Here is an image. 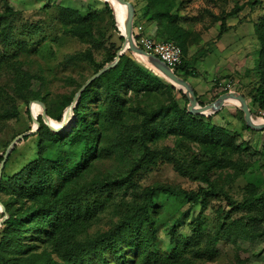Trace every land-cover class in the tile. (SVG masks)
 I'll return each mask as SVG.
<instances>
[{
  "label": "rangeland",
  "instance_id": "rangeland-1",
  "mask_svg": "<svg viewBox=\"0 0 264 264\" xmlns=\"http://www.w3.org/2000/svg\"><path fill=\"white\" fill-rule=\"evenodd\" d=\"M130 1L144 13L145 0ZM252 1L188 0L185 11L195 12L207 4L211 7L221 6L222 9H232L236 4H240L243 7L250 6L251 14L260 15L263 11L261 6L253 9ZM7 2L13 11L6 17L9 23L4 32L7 34L6 40L2 39L0 33V164L14 137L35 125L31 112L37 116L38 107L42 106L35 102V99L27 101L24 95L31 94L32 89L36 87L38 93L47 97V106H52L64 95L73 93L77 83L93 74L98 63L103 62L109 53L104 44L94 40L84 42L65 33L60 27L58 8L67 6L95 12L96 21L101 25L100 30L105 33H109L114 19L118 27V30L114 31V38L118 34L122 35L115 11L119 18L126 12V7L115 0H111L112 3L107 0H0V13L8 11ZM107 2L109 8L106 6ZM163 7L161 9L165 14ZM99 25L96 26L95 32L101 38ZM255 49L257 52L252 57L256 64L254 70L259 72L260 59L258 48ZM77 52H92L95 62L86 58L70 62L66 60L67 55ZM132 56L148 71L161 75L141 57L134 54ZM29 75L42 79L36 80L37 84L30 87ZM161 76L165 84L151 91L136 92L125 87L120 89L123 96L121 107L124 123H105L106 131L102 143L104 146L101 147L100 157L82 173L76 184L71 185H81L105 175H132L130 182L122 187L112 188L97 197H86L85 200L90 203L96 199L102 204L98 206L83 231V237L107 230L118 222L128 203H134L137 207L136 205L143 201L141 196L146 187L169 183L187 191L206 192H203L197 201L189 200L184 193L158 192L155 195L150 214L155 220L156 242L160 252L165 255L164 264H264V235L254 237L256 232L264 230V219L261 218L264 205L249 204L250 206L242 208L232 205L229 201H243L248 197L264 195V130L246 128L242 110L238 111L229 123L224 121L225 126L218 123L208 126L209 129L229 133L234 137L221 154L219 163L209 170L210 184L197 175L198 170L203 167L202 161L209 159L210 155L198 143L173 134L168 123L165 126L164 115H160L154 122L158 127L151 130L146 137V154L141 145L127 141L125 135V144H120V129L124 134L127 133L124 129L140 132L144 116L142 110L165 105L172 96L176 97L182 106H188L180 88L175 85L176 89L172 90L171 86L174 84ZM250 77L251 75L238 71L222 80L233 79L234 88L244 94L251 89ZM258 79L262 83L261 75ZM100 86L102 102L105 91L101 84ZM218 90H222L219 85ZM249 100L251 101V98ZM88 104L94 108L93 119L97 120L104 110L99 108L98 102ZM260 109L264 110L258 104L252 105L256 118L260 115ZM7 111L17 113L10 116ZM71 116L76 117L74 112ZM40 117L41 111L38 115V118ZM38 138L34 132L15 145L7 157L3 174H13L37 157ZM0 196L4 199L8 197L4 192H0ZM203 197L207 202L205 207L201 205ZM3 216L0 205V219ZM199 216L200 221L197 223ZM134 252L135 249L130 248L127 254L133 256ZM108 254L113 262L120 261L119 255L114 251H109ZM129 261H132V258H129Z\"/></svg>",
  "mask_w": 264,
  "mask_h": 264
},
{
  "label": "trees",
  "instance_id": "trees-1",
  "mask_svg": "<svg viewBox=\"0 0 264 264\" xmlns=\"http://www.w3.org/2000/svg\"><path fill=\"white\" fill-rule=\"evenodd\" d=\"M187 1L145 0L144 5V14L150 19L158 18L160 22L163 11L159 8L164 6L165 14L163 15L167 17V23L162 28L163 33L165 39L174 40L183 48V61L175 67V71L185 79H188V73L194 70L200 56L199 52L192 58H186L188 47L194 40L191 31L181 23L180 12ZM263 2L264 0H253L251 5L253 9L261 6L260 8L264 11ZM106 6L110 7L108 2ZM242 7L243 5L236 4L230 11L223 12L220 34L225 30L226 17L237 14ZM6 8L8 11L0 13V33L3 40H6L7 34L5 35L4 32L9 24L7 14L13 11L8 2ZM58 11L60 27L65 33L76 36L84 42L94 40L108 47L109 53L103 62L98 63L96 71L115 58L124 36L118 34L114 38V31L118 30L114 19H112L109 33H105L100 30L101 25L97 23L96 14L93 11H81L67 6H60ZM98 25L101 38L95 32ZM255 28L261 43L260 70L256 72L255 78L250 83L252 85L250 91L245 92L244 95L246 98H251L254 105L258 104L264 108V14L256 18ZM132 55L131 51L122 54L114 67L86 87L74 108L75 119L70 116L65 127L68 129L73 122L70 129L54 132L40 117L41 126L35 132L39 136L37 157L13 174H2L0 192H4L8 197L4 199L0 196V200L5 205L9 216L0 226V264H164L165 255L160 252L156 242L155 220L150 214L155 195L158 192L184 193L189 200L197 201L206 190L187 191L169 183H157L146 187L141 196L143 201L136 205L137 207L134 203H132L134 206L128 203L118 222L107 230L83 237V231L86 230L98 206L102 204L96 199L90 203L85 200L86 197L88 195L97 197L112 188L122 187L130 182L132 175L131 173L122 177L105 175L71 187L78 182L82 173L90 167L92 162L100 157L101 147L104 146L102 143L106 131L105 123H124L121 107L123 96L120 89L125 87L136 92L151 91L165 84L161 75L148 71ZM84 58L95 62L92 52L70 54L67 55L66 60L70 62ZM259 75H261L262 83L258 79ZM28 78L30 87L37 84L36 80L42 79L35 75H29ZM85 80L77 83L73 93L64 95L52 106H47L48 114L53 118L61 119L65 108L70 105L76 91ZM100 84L105 91L102 102H100L103 96ZM35 88L32 89L31 94L24 95L26 100L40 99L47 105V97L38 93ZM171 89L175 90L176 86L172 85ZM180 91L188 103L187 95L182 89ZM226 91L221 90L220 93ZM88 102H98L99 108L104 110L97 120L93 119L94 108H91ZM201 104L205 103L201 102ZM41 109L42 106L38 107L37 116ZM16 113L7 111L10 116ZM28 113L30 114V110ZM142 113L144 116L140 124V132L124 129L127 131L124 134L120 129L118 133L120 144H125L123 142V135H125L127 141H134L137 146L141 145L146 154L148 152L146 137L151 130L158 127V124L154 122L160 115H164L165 126L168 123L173 134L198 143L210 155L209 159L202 161L203 167L197 172L203 181L210 184L209 170L219 163L221 154L234 138L229 133L208 128L214 124L212 123L214 114L190 113L187 105L182 106L174 96L167 104L151 110H142ZM51 123L56 126L60 121L51 119ZM245 127L252 129L246 122ZM204 197L201 199L203 207L207 204ZM229 201L232 205L242 208L250 206L249 204L264 205V195L248 197L243 201L230 199ZM261 218L264 219V212ZM199 221L200 216L197 218V223ZM263 235L264 230L256 232L254 237ZM130 248L136 251L133 256L127 254ZM109 251L117 253L120 261L113 262L108 254ZM129 258H132V261H129Z\"/></svg>",
  "mask_w": 264,
  "mask_h": 264
},
{
  "label": "crops",
  "instance_id": "crops-1",
  "mask_svg": "<svg viewBox=\"0 0 264 264\" xmlns=\"http://www.w3.org/2000/svg\"><path fill=\"white\" fill-rule=\"evenodd\" d=\"M207 5L190 13L186 12L184 7L180 12L181 23L191 31L192 39H194L188 47L186 58H192L200 52L195 68L188 73L187 79L194 87L200 103H209L215 100L221 94V91L218 90L220 81H224L222 79L231 74L239 71L251 75L250 80L255 78L253 74L256 73L254 70L256 64L252 57L257 52L256 47L259 54L261 43L257 38L254 19L264 14L262 10H260L262 11L260 15L258 13L251 14L250 6L242 7L237 14L226 17L225 30L220 34L222 14L225 10L228 12L231 9ZM134 6L136 9L134 21L142 24L147 34L155 40H163L165 36L162 28L167 23V17L161 14V22L158 18L150 19L135 3ZM237 91L241 92V90ZM247 101L252 110L249 98ZM238 111H241V108L236 102L230 101L220 110L212 113L214 114L212 123L225 126L226 124L224 125L223 122L229 123L238 114Z\"/></svg>",
  "mask_w": 264,
  "mask_h": 264
},
{
  "label": "water",
  "instance_id": "water-1",
  "mask_svg": "<svg viewBox=\"0 0 264 264\" xmlns=\"http://www.w3.org/2000/svg\"><path fill=\"white\" fill-rule=\"evenodd\" d=\"M110 2L109 0H107ZM116 2L126 6V19L125 24L126 28L125 31H122V35L124 36V40L118 49L115 58L106 63L103 67H101L98 71L93 73L91 76H89L85 82L80 86V88L76 91L70 105L65 109L63 116L60 120L59 125H53L51 123V117L49 116L47 112V105L44 101L40 99H35L34 101L42 105L41 110V116L43 122L49 126V128L54 132H64L65 130H68L71 128V126L68 129H65L67 122L69 120V117L73 114L74 108L82 94V92L86 89L87 86H89L96 78L101 76L103 73L114 67L120 60V57L122 54L126 53L127 51H131L134 55L141 57L145 61H147L149 64H151L161 75H163L167 80L172 82L174 85L178 86L180 89L184 91V93L188 97V112L193 114H206L210 115L212 113L217 112L220 110L225 104L230 102L231 100H235L234 102L237 103V105L241 108V110L244 113V119L246 124L255 130H263L264 129V120H261L259 118H256L249 106V103L247 101V98L245 95L237 90H229L226 92L221 93L215 100L201 104L198 100V96L196 94V91L192 84L185 78H183L181 75L176 73L175 70H173L168 64L163 61L159 56H157L155 53L148 52L145 49H143L135 40L133 35V24H134V18H135V6L130 0H115ZM115 10V8H114ZM115 17L117 19L116 11H115ZM118 21V19H117ZM32 120L34 122V126L28 130L25 131L17 136L14 137V139L10 142L9 146L7 147L4 157L0 164V180L2 178L3 169L7 160V157L11 150L15 147V145L26 136L36 132L40 126L41 122L38 118V116H34L31 112ZM75 119V118H74ZM73 119V121H74ZM1 209L4 212V216L2 219H0V226L3 224V222L8 218L9 214L7 213V209L3 202L0 200Z\"/></svg>",
  "mask_w": 264,
  "mask_h": 264
},
{
  "label": "built area",
  "instance_id": "built-area-1",
  "mask_svg": "<svg viewBox=\"0 0 264 264\" xmlns=\"http://www.w3.org/2000/svg\"><path fill=\"white\" fill-rule=\"evenodd\" d=\"M133 35L136 42L146 51L155 53L163 61H165L168 66L173 70L175 67L180 65L183 61L184 52L183 48L174 40L163 39L155 40L147 34L145 28L142 24L134 21L133 24ZM222 90H236L234 88L235 82L233 79H226L220 81L219 83ZM257 118L264 120V110L260 109V115Z\"/></svg>",
  "mask_w": 264,
  "mask_h": 264
},
{
  "label": "bare ground",
  "instance_id": "bare-ground-1",
  "mask_svg": "<svg viewBox=\"0 0 264 264\" xmlns=\"http://www.w3.org/2000/svg\"><path fill=\"white\" fill-rule=\"evenodd\" d=\"M111 2V0H109ZM112 3V2H111ZM113 5V4H112ZM114 7V5H113ZM126 7V6H125ZM115 8V7H114ZM118 19V22H119V25H120V28L122 31H125V28H126V24H125V19H126V12H125V15L121 18L117 17ZM231 101H235V100H231ZM34 116H36L35 114H33Z\"/></svg>",
  "mask_w": 264,
  "mask_h": 264
}]
</instances>
